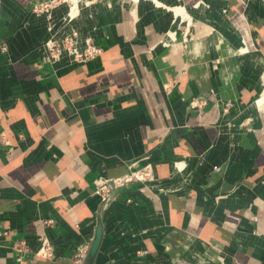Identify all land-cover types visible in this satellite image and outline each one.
<instances>
[{
	"label": "crops",
	"instance_id": "crops-1",
	"mask_svg": "<svg viewBox=\"0 0 264 264\" xmlns=\"http://www.w3.org/2000/svg\"><path fill=\"white\" fill-rule=\"evenodd\" d=\"M36 1L0 0V264H81L99 220L94 264H264V0H92L52 38L102 52L52 67Z\"/></svg>",
	"mask_w": 264,
	"mask_h": 264
},
{
	"label": "built area",
	"instance_id": "built-area-1",
	"mask_svg": "<svg viewBox=\"0 0 264 264\" xmlns=\"http://www.w3.org/2000/svg\"><path fill=\"white\" fill-rule=\"evenodd\" d=\"M72 2V0H71ZM88 4V3H86ZM76 18V17H74ZM71 18L69 22L72 20ZM76 31H71L62 38L54 39L51 38L49 47H46V58L49 60L51 55H54L57 60L66 55L71 60L85 61L89 58L95 57L102 52V48L97 45L93 38H83L82 35ZM171 88L170 84L165 85L166 91ZM199 102L193 100L190 103L191 108L199 107ZM156 178L154 176L153 166L148 164L143 168L134 170L120 176L118 178L106 179L99 178L95 181L96 192L102 196L105 203L111 202L116 197V192L118 189L127 187L132 184H140L143 186H148L155 182ZM40 246L37 251L34 252L36 256H46L54 257V246L49 238L41 237L39 238ZM13 248L19 253L27 252L29 250L28 245L25 241H19L14 243ZM90 248V247H89ZM89 248L80 251L78 258H81L80 263L86 258Z\"/></svg>",
	"mask_w": 264,
	"mask_h": 264
},
{
	"label": "rangeland",
	"instance_id": "rangeland-1",
	"mask_svg": "<svg viewBox=\"0 0 264 264\" xmlns=\"http://www.w3.org/2000/svg\"><path fill=\"white\" fill-rule=\"evenodd\" d=\"M92 0H37L31 5L29 10L30 16L36 17L40 19L42 22L46 24V40L44 43L45 47H49L52 36L59 31V29L63 28L71 18L79 17L81 15V11L84 8L85 4ZM64 9V14L61 18L55 15V11L57 9ZM185 10L182 8V11L179 13L184 16ZM181 17V16H180ZM40 26V25H39ZM38 26V27H39ZM82 35V34H79ZM91 35L89 32L83 36V38H90ZM9 50V45L5 41H0V51L7 52ZM54 56V55H51ZM66 57L64 55L57 61L56 58H51V60L47 63L50 67L54 66L58 62L62 61Z\"/></svg>",
	"mask_w": 264,
	"mask_h": 264
},
{
	"label": "water",
	"instance_id": "water-1",
	"mask_svg": "<svg viewBox=\"0 0 264 264\" xmlns=\"http://www.w3.org/2000/svg\"><path fill=\"white\" fill-rule=\"evenodd\" d=\"M103 235H104V226L102 220H99L94 240L89 248L86 258L83 261V264L95 263L102 245Z\"/></svg>",
	"mask_w": 264,
	"mask_h": 264
},
{
	"label": "bare ground",
	"instance_id": "bare-ground-1",
	"mask_svg": "<svg viewBox=\"0 0 264 264\" xmlns=\"http://www.w3.org/2000/svg\"><path fill=\"white\" fill-rule=\"evenodd\" d=\"M227 46V45H226ZM228 47V46H227ZM55 58V56H50L49 60L47 61V63L51 60V58ZM60 60V59H59ZM58 61V60H57Z\"/></svg>",
	"mask_w": 264,
	"mask_h": 264
}]
</instances>
